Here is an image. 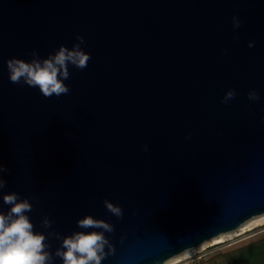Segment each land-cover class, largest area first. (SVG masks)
I'll list each match as a JSON object with an SVG mask.
<instances>
[{
    "label": "water",
    "instance_id": "obj_1",
    "mask_svg": "<svg viewBox=\"0 0 264 264\" xmlns=\"http://www.w3.org/2000/svg\"><path fill=\"white\" fill-rule=\"evenodd\" d=\"M77 34L91 56L68 94L9 80L10 57ZM0 163L37 230L45 215L65 235L86 214L111 222L102 264H164L263 214L264 0H0Z\"/></svg>",
    "mask_w": 264,
    "mask_h": 264
},
{
    "label": "clouds",
    "instance_id": "obj_2",
    "mask_svg": "<svg viewBox=\"0 0 264 264\" xmlns=\"http://www.w3.org/2000/svg\"><path fill=\"white\" fill-rule=\"evenodd\" d=\"M241 19L233 15L234 29L241 26ZM238 39V35H234ZM255 40L248 42L252 48ZM82 45L84 47H82ZM84 36L77 34L72 47L60 45L46 57H41L37 49L30 52L31 59L10 57L7 64L8 78L12 83L26 84L38 88L45 97L68 94L70 87L66 80L70 77L69 66L83 70L88 66L91 54L85 50ZM227 49H225V52ZM237 95L234 88L226 90L222 103L229 104ZM250 101H258L260 93L250 89L247 93ZM185 139H191L189 133ZM149 151L147 144L143 145ZM8 171L4 163H0V192L7 211H0V264H102V261L114 252V245L108 233L114 231V225L104 218L86 214L77 220V230L63 234L52 229L53 220L45 215L41 221L42 229L37 230L29 213L33 203L28 197H21L15 191L4 192L7 180L4 173ZM106 209L115 217L123 219L124 209L118 202L105 198ZM59 241V246L52 250L50 239Z\"/></svg>",
    "mask_w": 264,
    "mask_h": 264
},
{
    "label": "rangeland",
    "instance_id": "obj_3",
    "mask_svg": "<svg viewBox=\"0 0 264 264\" xmlns=\"http://www.w3.org/2000/svg\"><path fill=\"white\" fill-rule=\"evenodd\" d=\"M242 225H244V223ZM246 226H248V224L245 225V227ZM240 227L226 232L230 233L228 235L229 240L224 243L213 244L210 247L207 246L209 245L207 244L201 247V245L209 241L207 240L199 246L189 248L173 256L169 259L170 262L167 260L164 264L167 262V264H228V260L239 254L243 249L264 242V225L246 232V228L240 229ZM261 264H264V262Z\"/></svg>",
    "mask_w": 264,
    "mask_h": 264
},
{
    "label": "trees",
    "instance_id": "obj_4",
    "mask_svg": "<svg viewBox=\"0 0 264 264\" xmlns=\"http://www.w3.org/2000/svg\"><path fill=\"white\" fill-rule=\"evenodd\" d=\"M262 262H264V242L249 246L228 260V264H261Z\"/></svg>",
    "mask_w": 264,
    "mask_h": 264
},
{
    "label": "bare ground",
    "instance_id": "obj_5",
    "mask_svg": "<svg viewBox=\"0 0 264 264\" xmlns=\"http://www.w3.org/2000/svg\"><path fill=\"white\" fill-rule=\"evenodd\" d=\"M250 223V224H249ZM248 224V226H246L245 227V225H247ZM264 225V213L263 214H261V215H258V216H256V217H253L252 219H250V220H248L246 223H244V225H242L241 227H240V229L241 228H246V230H245V232L246 231H251V230H253V229H255V228H258V227H260V226H263ZM239 230V229H238ZM243 232V231H242ZM230 233H223V234H220V235H218V237H216V238H214V239H211V240H209V241H207L206 243H204L203 245H201V247H204V246H206L207 244H209V245H207V246H211V245H213V244H217V243H224V242H226V241H228L229 240V238H228V235H229ZM201 247H198V248H201ZM208 248V247H207ZM168 262H170V260L168 261ZM167 262V263H168ZM166 263V264H167Z\"/></svg>",
    "mask_w": 264,
    "mask_h": 264
}]
</instances>
